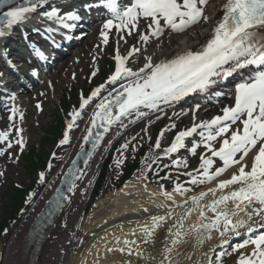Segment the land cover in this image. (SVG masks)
<instances>
[{"label": "snow or ice", "instance_id": "6c2138e0", "mask_svg": "<svg viewBox=\"0 0 264 264\" xmlns=\"http://www.w3.org/2000/svg\"><path fill=\"white\" fill-rule=\"evenodd\" d=\"M208 2L209 0H94V5H89L86 10H90L92 6H102L110 14L100 32L105 44L108 42L105 30L112 29H115L120 40L124 39V32L128 35L137 32L139 40L147 44L150 38L159 40L166 30L179 34L201 22L208 23L209 16L205 14ZM10 3L11 0H0V6ZM47 3L48 0H23L22 5L5 11L3 17H0V23L9 29L22 24L28 19V14L36 12ZM222 13V17L213 22L208 38L198 49L182 51L158 63H153L151 56L145 57L146 62L138 70L134 71L126 62L140 49L132 47L127 55H121L117 49L114 71L108 77L107 83H120V89L116 90L115 95L110 92L109 97L96 105V111L90 120L91 127L83 137L84 143L87 144L94 135V128L103 127V132L107 133L113 124L118 123L120 127H126L125 120L135 123L134 119H130L133 116L136 119L149 117L153 113L161 112L163 106H172L194 93H208L219 83L241 74L243 70H249L244 72L246 78L235 84L234 92L230 94L234 103L223 107L222 115L197 121L196 113L200 105H196L191 109V127L179 131L171 145L163 150L164 157L171 156L186 148L188 138L198 135L199 142L187 150L195 155L197 149L202 146L205 152L199 157L198 168L185 175L191 177L188 183L192 185L213 186L186 197L182 204L176 205L177 208L183 209L182 212L177 214L170 210L166 216H153L151 224L141 229L144 244H148L155 229L168 219H174L175 222L169 229L170 243L165 246L159 264H212L209 252L214 250L213 245L209 243L208 249L201 251L206 243L216 241L223 247L229 237L239 235L241 229L252 233L257 227H264V0H225ZM43 15L49 21L55 18L64 28L71 27L66 21L81 19L77 12L69 11L61 15L56 8L44 12ZM141 19L148 21L145 32H139L138 22ZM4 35V29L0 28V36ZM32 75L36 73L33 72ZM92 75L95 76L96 72ZM104 87L105 85H101L90 97L82 99L80 110L100 94ZM216 95L222 93L217 92ZM36 107L39 109L40 105L37 104ZM9 111L11 114L8 120L11 122L14 121L18 109L12 107ZM81 111L69 114L71 120L67 124L68 130L63 133L60 145L69 142V132L76 126ZM97 121L100 122L99 126ZM175 126L172 124L160 132L154 149L160 148V138ZM13 128L15 136L18 137L14 142L23 151L25 143L21 137L22 129L15 123L10 124L7 131H0V145L6 144V149L13 147V142L9 139ZM101 139L102 134L96 132L95 140L92 141L93 149L98 147ZM216 141L220 142L219 148L215 147ZM127 147V143L121 146L122 149ZM6 149H0V156L6 155ZM250 153L252 155L249 164L246 157H249ZM86 155L84 164L87 166L92 152ZM9 158L12 157L9 155ZM159 158L157 154L155 159L146 157V160L152 159L155 163ZM214 158L218 159L222 166L213 170ZM75 163L76 161H73V164ZM121 163L122 160L117 161V166ZM181 165L187 167V162L172 161L173 167ZM229 169H234L230 178L219 179ZM3 175L4 173L0 172V176ZM66 175L71 176L66 182L67 192L72 193L76 187L75 181L82 179L84 174L70 171ZM44 180V173H40L39 182L43 183ZM57 191L58 196L54 203L56 208H62V201H68L69 196ZM189 191L190 188L177 184L173 192L161 189L160 194L175 203L173 193L184 196ZM194 213L197 218L191 222L190 218ZM186 221L190 222L186 224ZM190 241L192 251L181 252L180 246ZM116 244H121L119 238L116 239ZM249 244L254 246L251 253H241L236 264H264V234L245 240L232 251L246 248ZM114 251L122 254L127 252V255H136L140 259L147 255L146 250L134 240H124L123 246L106 249L108 253ZM225 254L221 252L215 256L216 264H220ZM150 261L151 264H156L155 257H150ZM97 264H100L99 260Z\"/></svg>", "mask_w": 264, "mask_h": 264}, {"label": "rangeland", "instance_id": "374dc122", "mask_svg": "<svg viewBox=\"0 0 264 264\" xmlns=\"http://www.w3.org/2000/svg\"><path fill=\"white\" fill-rule=\"evenodd\" d=\"M140 22H145L146 25L148 23L146 20H141ZM101 30L102 29L95 33V35L90 36L89 45L86 50L84 49L85 42L81 41L74 49V53L67 59L64 67H59L46 77H43L32 92L27 95L18 93L17 85L12 84V87L4 85L2 80H12V77L0 68V116L5 112V119L2 118V121L0 120V131H7L9 129L10 121L8 120V116L11 114L9 109L12 108L10 107L9 101H11L18 109L14 121L17 125L21 124L19 128L22 129L21 137L25 143V147L23 151H21L19 145L14 142L18 137L15 136V130L12 129L9 139L13 142V147L11 149H6V144L0 145V149H6V155L0 156V172L4 173L3 176H0V218L3 215V204H7L8 202L7 191L11 187L27 189L31 186L29 189L31 200H29L28 196L25 202L26 206L19 214V217H15V220H18L9 223L6 229L0 232V264H3L6 247L15 230L21 223L22 218L31 210L38 196L45 190L48 180L56 172L57 168H59L58 160L64 155L63 152H58L61 149L60 141L63 139L62 136L56 143H52L49 140L44 143V134L45 132L47 133L50 125H53L55 118H63L66 124L62 132L63 135V133L68 130L67 124L71 120L69 114L80 111L78 105L80 99L82 97L85 98V90L88 89L90 91L92 87H100L101 85H105L106 87L108 85V77L114 71V56L116 55L117 49H119L121 54L127 53L132 47L140 49L136 56L129 58L126 62L127 66L133 68V70H136L135 65L137 63L143 64L146 62L145 57L151 56L152 62L154 63L153 57L157 52L153 47L154 42L148 41L147 44H145L139 40V34L133 32L132 39L127 37L131 44L127 43L121 48L118 45L119 35L115 29H113L110 35L111 37L106 44L103 42V38L100 35ZM170 37H172V35L168 34L166 31L159 38V41H164L165 43ZM164 51L165 47L162 49V52ZM14 65H18L19 67L22 66V69L19 70L21 72L27 71L29 73L32 68L21 62H14ZM34 71L37 73L36 70ZM94 71L96 72L95 76L92 75ZM12 97L15 98L12 99ZM37 104L40 105L39 109L36 107ZM85 114L86 112H83L77 119V124ZM161 114L160 117L151 119L146 127L138 125L130 135L125 134L115 141L114 145L111 147V151H109L107 155V157L113 156L107 176L97 195L94 194V188L92 189L91 197L86 205L83 217L90 215L95 202L108 194L119 192L135 176H139L140 179L146 180L149 185L157 189H163L166 192L173 190L177 184L185 188H190V192L192 193L207 186L192 185L188 183L191 177L185 175V173L193 172L194 169L198 168L199 157L205 152L202 146L197 149L195 155L189 156L185 152H179L175 156L169 157L168 160L161 159V157H163V150L171 145L176 134L185 127H191L192 112L180 117V115H175L178 114L177 109H168L164 110ZM199 116L200 113L197 112L196 117L198 118ZM180 119L183 120L180 121ZM172 124L176 126L164 133V136L160 138V148L154 149L160 132ZM125 143L128 144V147L122 149L121 146ZM219 143V141L215 143L216 148H218ZM133 146H135V150H133ZM186 146L191 148L192 143H188ZM32 147H36L37 154H41L44 160H47L44 169L37 168L35 171H32L28 167L25 156ZM146 148L147 151L140 161L139 170L119 189H115V185L121 179L123 167L130 162L132 163L134 157L138 156L139 153ZM121 152L123 155H121ZM53 154H55V157H53ZM157 154L160 158L156 159L155 163L152 162V159L146 160V157L155 159ZM9 155L12 157L11 159ZM237 158L239 157L237 156ZM121 160L123 163L117 166V161ZM173 160L186 161L187 167L183 165L173 167ZM147 163L149 166H146ZM165 165H168V167H165ZM220 166H222L220 161L215 159L213 170ZM40 173H44L45 175L43 183L39 182ZM160 174H164V178L160 179ZM162 243L163 242L155 245V248L160 247L159 249H161ZM235 245L236 244L233 243L228 246L225 251L226 254L221 258L220 264H234V262H236V259L240 255V250L232 251ZM215 256L216 253L212 256V264H216Z\"/></svg>", "mask_w": 264, "mask_h": 264}, {"label": "bare ground", "instance_id": "6f19581e", "mask_svg": "<svg viewBox=\"0 0 264 264\" xmlns=\"http://www.w3.org/2000/svg\"><path fill=\"white\" fill-rule=\"evenodd\" d=\"M224 2L225 0H209L208 4L205 6V14L209 16V21L206 24L201 22V24L193 26V28L185 31L181 35L180 33H174L175 36L168 38L165 43L164 41L150 38L149 41L154 42L153 47L157 51L153 57L154 63L170 59L175 54L182 51L188 49L196 50L199 48L209 36L213 22L222 17V5ZM138 28L141 32L145 31V28L141 25H138ZM123 35V40L118 38V45L121 48L127 43L131 44L127 37L132 39L131 37L133 34L128 35L127 32H124ZM89 39L88 35L83 39L85 42V48H83L85 50L89 45ZM164 47L165 51L162 52ZM127 53L120 54L127 55ZM135 66L136 70H138L143 64L137 63ZM61 67L63 68L64 65ZM124 83H127V81H124ZM119 89L120 83L115 85L110 84L109 89L103 92L100 97L92 99L85 107L89 108H87L86 114L81 118L78 124L76 120V126L69 132V142L61 145V149L58 151L59 153H64L58 160L59 168H57L56 172L50 177L45 190L38 196L31 210L22 218L21 223L15 230L6 247L3 264H20V248H22L26 231L51 194L57 180L70 160L71 155L79 148L81 140L90 125L92 114L96 111V105L101 103L106 97H109L110 92L115 95L116 90ZM233 92L234 91L231 93ZM231 93H229L226 98L223 99V103L217 107H199L198 112L201 116L197 118V121L209 120L215 115H222L221 109L234 103L230 95ZM196 105H202V103ZM10 106L15 107L14 104L11 103ZM188 107H192V104H189ZM192 108H188L186 111H190ZM164 109L165 107L163 106V110ZM183 111L186 112L185 110ZM161 112L153 113L149 117L143 119H136L133 116L130 119H134L135 123H129L128 120H125L124 124L126 127L123 128L120 127L118 123L113 124L110 126L109 131L103 134L98 147L88 161V165L81 170L84 174L83 178L75 182L76 187L74 191L69 193V200L65 208L56 218L54 225L49 230L45 241L42 243L36 255V260L33 261L32 264H97V260L100 261V264H129V262L130 264H151L150 257H155L156 264H159L165 246L170 243L169 229L172 228L175 222L174 219H168L163 225L155 229L148 244H144V236L141 229L145 225L151 224L153 216H166L170 210L177 214L182 212L183 209L177 208L176 205L182 204L186 197L196 195L201 191H206L208 187H212L213 185L206 184L207 186L201 188L199 191L194 193L189 191L184 196L173 193V200L175 202L173 203V201L166 200L164 196L160 194L161 189H157L149 185L146 180H142L139 176H135L119 192L108 194L95 202L89 216L83 217V213L91 197L92 181L115 141L125 134L130 135L138 125L146 127L149 121L154 119V117ZM203 114L207 116L202 117ZM183 116L184 115H180V117ZM2 118L5 119V112L0 116L1 121ZM182 120L183 119H180V121ZM12 123H15L17 127L21 126V124L17 125L15 121L10 122V124ZM13 129L15 130V128ZM251 155L250 153L249 157H246V160H249V164ZM146 166H149V164L147 163ZM233 171L234 169H229L219 179L230 178ZM167 192H173V190ZM196 218L197 214L194 213L190 221L194 222ZM190 221H186L185 223L188 224ZM239 231V240L234 243L236 244L235 247L243 243L249 235L252 236L251 239H255L257 236L264 234L263 231L259 233L253 231L250 234L244 229ZM253 233L256 234L253 235ZM117 238L121 241L120 245L116 244ZM124 240H134L142 249L146 250L147 255L144 259H140L136 255L129 256L127 252L123 254L119 251L111 253L106 252L108 247L123 246ZM161 242H163L161 244V249H159L160 247L155 248V245ZM191 243L192 241L181 245L179 250L181 252H191ZM209 243L213 245L214 249L209 252V256L213 253L219 254L226 251L225 247H220L218 242L213 241L206 243L201 249L202 252L208 249ZM253 247V245L249 244L246 248L239 249L240 254L251 253ZM236 262H234V264H236ZM23 264H26V261L23 262ZM205 264H207V262H205Z\"/></svg>", "mask_w": 264, "mask_h": 264}, {"label": "trees", "instance_id": "16d2710c", "mask_svg": "<svg viewBox=\"0 0 264 264\" xmlns=\"http://www.w3.org/2000/svg\"><path fill=\"white\" fill-rule=\"evenodd\" d=\"M64 107V104H63ZM63 128V120L61 117H56L53 125H50L47 133L44 134V143L49 140L54 142L57 137L60 136L61 130ZM25 160L28 163V167L35 171L37 168H44V158L41 154H37L35 147L27 153ZM109 162H107L101 172V175L96 183L95 192L98 193L102 187L103 181L105 180L108 172ZM138 169V159H134L132 163L126 164L122 171V180L126 181L134 171ZM27 189H19L17 187H11L7 191V204H3V215L0 218V232L4 231L9 223L15 220V217L18 215L19 211L23 208L24 197L26 196Z\"/></svg>", "mask_w": 264, "mask_h": 264}, {"label": "water", "instance_id": "95a60500", "mask_svg": "<svg viewBox=\"0 0 264 264\" xmlns=\"http://www.w3.org/2000/svg\"><path fill=\"white\" fill-rule=\"evenodd\" d=\"M47 227L45 223L41 228L35 233L32 234V237H28L23 240V245L21 249V258L20 264L26 261V264H32L33 261L36 260V255L40 250V243L44 239V231ZM40 234V235H39Z\"/></svg>", "mask_w": 264, "mask_h": 264}]
</instances>
